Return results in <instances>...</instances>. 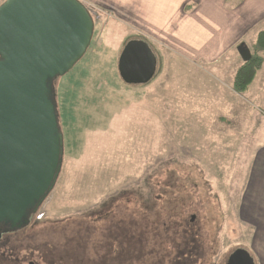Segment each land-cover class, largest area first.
Masks as SVG:
<instances>
[{
    "label": "rangeland",
    "instance_id": "obj_1",
    "mask_svg": "<svg viewBox=\"0 0 264 264\" xmlns=\"http://www.w3.org/2000/svg\"><path fill=\"white\" fill-rule=\"evenodd\" d=\"M85 7L91 43L56 79L61 171L33 222L0 245V264H228L238 250L261 264L238 207L264 145V52L246 41L263 64L237 94L235 47L220 60H190ZM131 40L156 57L149 83L118 75Z\"/></svg>",
    "mask_w": 264,
    "mask_h": 264
},
{
    "label": "water",
    "instance_id": "obj_2",
    "mask_svg": "<svg viewBox=\"0 0 264 264\" xmlns=\"http://www.w3.org/2000/svg\"><path fill=\"white\" fill-rule=\"evenodd\" d=\"M93 18L79 0H5L0 4V225H26L54 189L63 158L52 83L86 53ZM242 62L251 54L244 45ZM157 60L147 43L128 41L117 71L128 85L149 83ZM228 264H255L243 250Z\"/></svg>",
    "mask_w": 264,
    "mask_h": 264
},
{
    "label": "crops",
    "instance_id": "obj_3",
    "mask_svg": "<svg viewBox=\"0 0 264 264\" xmlns=\"http://www.w3.org/2000/svg\"><path fill=\"white\" fill-rule=\"evenodd\" d=\"M79 1L108 11L151 43L164 41L171 51L190 60H220L234 47L247 48L246 41L264 30V0ZM256 153L238 208L240 219L255 228L253 251L263 264L264 252L255 248L264 251V145Z\"/></svg>",
    "mask_w": 264,
    "mask_h": 264
},
{
    "label": "trees",
    "instance_id": "obj_4",
    "mask_svg": "<svg viewBox=\"0 0 264 264\" xmlns=\"http://www.w3.org/2000/svg\"><path fill=\"white\" fill-rule=\"evenodd\" d=\"M254 49L258 52L259 51L264 52V30L260 31L257 34L255 42H254ZM262 64H263V59L259 56L252 54L249 61L243 62L239 66V68L235 71V74L233 77V83H232V88L235 93L243 94L248 90V88L251 86V84L255 80L256 74L261 69ZM52 87L54 88V91H55V101H56V81L52 83ZM58 121H59V117H58ZM32 214L34 217L35 213H32ZM126 240L127 239H125V242H126V245L128 246L133 243V240L130 241L131 239H128V241Z\"/></svg>",
    "mask_w": 264,
    "mask_h": 264
},
{
    "label": "flooded vegetation",
    "instance_id": "obj_5",
    "mask_svg": "<svg viewBox=\"0 0 264 264\" xmlns=\"http://www.w3.org/2000/svg\"><path fill=\"white\" fill-rule=\"evenodd\" d=\"M33 214L29 212L27 214L26 218V225L22 226L18 230H10L9 225H0V245H3L4 247L7 246V243L10 244V239L12 238L13 234L16 233L17 231L21 230L22 228L28 227L32 222H33ZM31 264V263H29Z\"/></svg>",
    "mask_w": 264,
    "mask_h": 264
}]
</instances>
